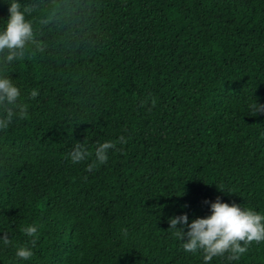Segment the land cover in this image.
<instances>
[{
  "label": "trees",
  "instance_id": "1",
  "mask_svg": "<svg viewBox=\"0 0 264 264\" xmlns=\"http://www.w3.org/2000/svg\"><path fill=\"white\" fill-rule=\"evenodd\" d=\"M16 2L33 42L12 63L0 53L28 106L0 130V264H204L169 218L206 217L217 197L264 214V114L248 111L264 104V0ZM77 142L93 156L74 164ZM210 264H264V242Z\"/></svg>",
  "mask_w": 264,
  "mask_h": 264
},
{
  "label": "clouds",
  "instance_id": "2",
  "mask_svg": "<svg viewBox=\"0 0 264 264\" xmlns=\"http://www.w3.org/2000/svg\"><path fill=\"white\" fill-rule=\"evenodd\" d=\"M25 9L21 11V5L12 0L9 7V18L6 27L0 31V53L7 50L5 57L8 63L20 60L25 55L26 45L33 42V29L30 21L25 20ZM39 49V46H37ZM39 95L37 89H32L30 97L35 99ZM147 101L142 102V105ZM155 106L156 100H151ZM249 115L264 114V104L254 102L248 105ZM28 106L21 99V90L13 82L10 76L0 75V130H7L16 119H26ZM127 139L122 135L118 140H107L98 143L94 151V159L87 165L86 171L92 172L99 165L108 162L110 150H118L117 144L124 145ZM72 163H80L93 156L85 145L77 142L67 154ZM222 191V190H221ZM207 203V202H206ZM168 230L176 239L181 241V247L185 253H202L204 264L217 257L226 258L228 261L239 260L248 251L253 243L264 242V214L251 208H242L236 203H225L216 198L210 203V215L189 222L187 214L171 217L168 221ZM179 225V227H178ZM22 232L32 239L16 249V257L22 260H30L33 248L39 236V226L35 223L26 225ZM127 236V229H123ZM0 240L7 245L11 243L7 233L0 236Z\"/></svg>",
  "mask_w": 264,
  "mask_h": 264
}]
</instances>
